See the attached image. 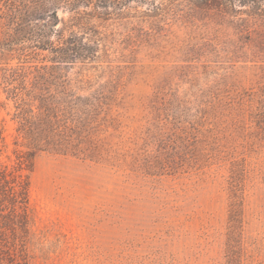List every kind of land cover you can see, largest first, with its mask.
I'll use <instances>...</instances> for the list:
<instances>
[{
    "label": "rangeland",
    "instance_id": "obj_1",
    "mask_svg": "<svg viewBox=\"0 0 264 264\" xmlns=\"http://www.w3.org/2000/svg\"><path fill=\"white\" fill-rule=\"evenodd\" d=\"M134 1L60 10L64 36L96 51L62 65L0 20V170L28 180L32 233L22 247L3 230L0 264H264V12ZM54 66L75 91L111 94L114 156L30 151L20 170L6 90Z\"/></svg>",
    "mask_w": 264,
    "mask_h": 264
},
{
    "label": "trees",
    "instance_id": "obj_2",
    "mask_svg": "<svg viewBox=\"0 0 264 264\" xmlns=\"http://www.w3.org/2000/svg\"><path fill=\"white\" fill-rule=\"evenodd\" d=\"M133 1L5 0L2 6L5 9H0V20L7 22L6 29L9 27L15 31L17 41H30L36 49L49 51L54 56L53 62L62 65L75 60H93L96 58V51L89 44L79 43V37L74 33L67 38L64 36V32L57 28L61 22L60 10L73 13L77 17L80 15L78 11L83 7L107 11L110 8H125ZM134 2L147 3L152 9L161 8L154 0ZM237 2L264 12V0ZM45 68H41L44 72L32 82H24L19 87L6 90L8 97L16 101L14 120L18 123L17 133L28 150L18 158L20 170H30V151L55 153L83 161H99L106 156L112 158L114 153L104 149L102 144V136L108 133L112 122L109 115L113 101L111 94L106 93L102 87L89 93L75 91L68 81L54 70L57 66L50 68V71ZM29 216L28 180L22 175L16 176L6 170H0L1 236L3 230L10 231L14 240H18L23 247L24 241L32 235ZM2 240L0 239V247ZM231 262L233 264L232 260Z\"/></svg>",
    "mask_w": 264,
    "mask_h": 264
}]
</instances>
